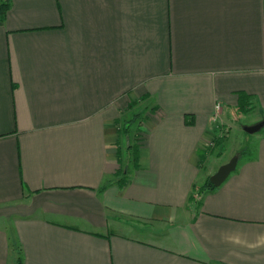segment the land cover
<instances>
[{"label":"crops","instance_id":"1","mask_svg":"<svg viewBox=\"0 0 264 264\" xmlns=\"http://www.w3.org/2000/svg\"><path fill=\"white\" fill-rule=\"evenodd\" d=\"M6 1L0 264H264V133L203 171L224 115L264 120V0Z\"/></svg>","mask_w":264,"mask_h":264},{"label":"rangeland","instance_id":"2","mask_svg":"<svg viewBox=\"0 0 264 264\" xmlns=\"http://www.w3.org/2000/svg\"><path fill=\"white\" fill-rule=\"evenodd\" d=\"M251 109L253 107H248L245 111L244 109L241 111L238 108V110L232 111L231 117L224 115V122L220 121V124H223L219 125L218 131L206 137L208 140L204 142V146L207 154H204L206 160L204 164L207 166L203 167V171L207 173L213 172L220 163L229 161L233 155L239 156L240 161L250 157L253 152L254 140L259 134L264 133V127L255 133H249L245 130V125H252L253 122L254 124L256 123L255 119L257 116L254 113L252 114ZM132 144L135 150L137 141L134 140ZM123 148H126L125 143L123 144ZM120 154V166L122 171H124L129 167L128 156L131 155L133 157V152L127 156V152L125 153V150L122 149L120 150ZM206 176L207 174L204 173V177Z\"/></svg>","mask_w":264,"mask_h":264},{"label":"water","instance_id":"3","mask_svg":"<svg viewBox=\"0 0 264 264\" xmlns=\"http://www.w3.org/2000/svg\"><path fill=\"white\" fill-rule=\"evenodd\" d=\"M264 127V120L257 122L252 125H245L244 128L249 133H255L260 131ZM239 161V156H235L229 162L222 164L219 169L210 176V181L214 186L221 185L227 177L234 171L237 167Z\"/></svg>","mask_w":264,"mask_h":264},{"label":"trees","instance_id":"4","mask_svg":"<svg viewBox=\"0 0 264 264\" xmlns=\"http://www.w3.org/2000/svg\"><path fill=\"white\" fill-rule=\"evenodd\" d=\"M9 7H10V2H8V1H6V2H1V4H0V17H1V19H4V18H5L6 13H7ZM241 96L243 97V98H241V100H244L245 96L242 95V94H241ZM244 103H245V102L243 101V102L241 103V106L239 107V109H240L241 111H243V109H244V111L246 110V106H245L246 104H244ZM138 119H139V115H136V116L133 117V119H130L129 121H127V122L124 124V126L121 127L122 131L125 132V133H129L130 130L132 129V126L134 125V123H135ZM131 147H132V146H131ZM134 152H135V160H137V159H138V158H137V153H138V148H137V146H135V150H134ZM206 185H207V187H209V188H215V187H216V186H214V185L211 183V181H210V177L207 178ZM19 262H20V263L22 262L21 259H19Z\"/></svg>","mask_w":264,"mask_h":264},{"label":"built area","instance_id":"5","mask_svg":"<svg viewBox=\"0 0 264 264\" xmlns=\"http://www.w3.org/2000/svg\"><path fill=\"white\" fill-rule=\"evenodd\" d=\"M220 107V104H217V108H219Z\"/></svg>","mask_w":264,"mask_h":264}]
</instances>
